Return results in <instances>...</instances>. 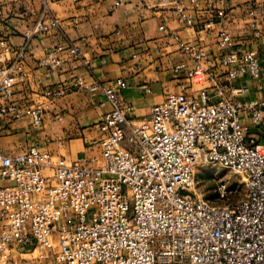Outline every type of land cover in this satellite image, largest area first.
<instances>
[{
	"label": "built area",
	"instance_id": "1",
	"mask_svg": "<svg viewBox=\"0 0 264 264\" xmlns=\"http://www.w3.org/2000/svg\"><path fill=\"white\" fill-rule=\"evenodd\" d=\"M236 1L161 0L192 34L168 33L161 68L190 84L141 120L122 97L125 81H100L88 61L71 87L44 92L53 100L81 90L110 110L82 159L40 147L10 156L0 147V179L11 183L0 187V264H264V0ZM41 4L23 45L0 36V121L8 124L45 123L43 103L14 100L29 80L28 40L61 27L49 0ZM123 6L115 0L112 9ZM88 43L65 39L37 66L82 61ZM173 50L186 59L172 60ZM200 164L243 174L245 197L207 202L193 190Z\"/></svg>",
	"mask_w": 264,
	"mask_h": 264
},
{
	"label": "crops",
	"instance_id": "2",
	"mask_svg": "<svg viewBox=\"0 0 264 264\" xmlns=\"http://www.w3.org/2000/svg\"><path fill=\"white\" fill-rule=\"evenodd\" d=\"M177 1L188 4V0ZM245 1L237 0L235 4ZM114 4L115 0L78 3L49 0V7L61 27L28 40L29 80L15 88L14 96L15 102L21 105L43 103L45 123L36 128L29 118L10 124L0 121V147L5 154L14 156L40 147L71 161L87 155L101 137L98 124L110 110L106 99L77 89L53 100L43 95L46 90L68 89L75 77L86 76V61L92 64L93 73L100 81H125L122 97L134 107L133 117L137 120L149 116L151 108L162 103L167 93L179 92L182 84H190L161 68L170 52L162 48L168 33H177L184 40L192 36L171 8L162 6L161 0H124L123 7L113 10ZM41 10V0H0V36L15 46L23 45L24 34L34 26ZM161 26L167 27L166 32L160 30ZM65 39L77 45L88 40L83 47L82 61L59 71L38 68L37 62ZM260 51L264 53V46ZM169 57L176 62L186 59L175 51ZM192 84L197 87V82ZM147 88L151 93H147ZM10 184L0 179V187Z\"/></svg>",
	"mask_w": 264,
	"mask_h": 264
},
{
	"label": "rangeland",
	"instance_id": "3",
	"mask_svg": "<svg viewBox=\"0 0 264 264\" xmlns=\"http://www.w3.org/2000/svg\"><path fill=\"white\" fill-rule=\"evenodd\" d=\"M245 176L217 164H200L195 170V192L214 206L234 204L245 197Z\"/></svg>",
	"mask_w": 264,
	"mask_h": 264
}]
</instances>
